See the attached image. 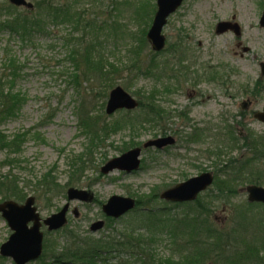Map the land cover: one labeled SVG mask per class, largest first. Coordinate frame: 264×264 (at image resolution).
Instances as JSON below:
<instances>
[{"label":"rangeland","instance_id":"1","mask_svg":"<svg viewBox=\"0 0 264 264\" xmlns=\"http://www.w3.org/2000/svg\"><path fill=\"white\" fill-rule=\"evenodd\" d=\"M7 1L0 0L1 18L34 17L41 30L25 40L9 29L0 31V85L7 84V89L24 97L20 110L0 123V132L5 141L25 134L21 147L10 149L1 144L0 175L17 179L25 194L19 203L33 196L42 219L70 205L62 228L49 231L42 224L44 254L29 264H55L54 254L46 255V249L58 248L62 253L66 246L76 247L78 239L121 243L127 233L136 238L154 237L150 238L154 244L122 247L116 243L90 257L92 260L76 257L64 263L188 264L189 256L179 254L172 245L183 236L174 239L169 228L177 223L175 216L199 210L210 218L205 228H222L239 240L227 248L228 253L233 248L242 252L246 243L258 244L256 222H264V204L248 201L245 187L249 183L217 173L216 164L220 163L215 151L222 147L226 152L222 164L230 158L251 156L243 137L264 134V124L253 117L264 106L260 66L264 62V27L259 23L264 0H184L162 29L166 41L160 51L152 48L147 37L157 0H54L84 10L83 19L99 26L83 28L84 21L74 22L75 34L71 24L56 26L45 22L43 14L30 16L35 0H29L34 3L32 11L4 7ZM219 21L237 22L241 34L233 29L217 32ZM78 36L92 52L94 64L86 66L91 75L103 68L101 61L112 66L106 76L89 82L82 79L76 88L69 83V76L79 71L70 58L73 45L68 43H75ZM10 58L17 66L13 71L6 67H10ZM109 83L124 87L141 100L140 105L107 114L108 96L103 98L101 93L109 95L115 87ZM246 100L251 104L243 109ZM84 112L101 122L100 140L94 137L92 142L84 133L85 121L78 117ZM165 135L173 136L176 143L161 150L143 147L147 140ZM137 147L142 148L140 169L101 172L108 161ZM253 161L259 169L264 168L261 158ZM203 172H211L214 182L193 201L161 198L168 188ZM45 179L56 181L58 191L45 192ZM71 187L89 191L93 200H69ZM113 195L144 200L145 205L120 218L108 217L102 205ZM4 201L0 196V203ZM99 220H104V227L92 230ZM12 233L0 213V247ZM259 253L261 260L247 264H264V248ZM0 264L15 262L0 252Z\"/></svg>","mask_w":264,"mask_h":264},{"label":"trees","instance_id":"2","mask_svg":"<svg viewBox=\"0 0 264 264\" xmlns=\"http://www.w3.org/2000/svg\"><path fill=\"white\" fill-rule=\"evenodd\" d=\"M79 1V0H76ZM8 6L9 8H17L9 2H5L4 7ZM32 11V10H29ZM38 14L45 15V22L60 26L71 24L74 22H78L75 24H81L83 21L85 26H89L88 28H97L99 27L94 21H89L87 19H83V15L85 14L84 10H73L67 6L66 3L59 4L54 0H35V11L33 15L35 16ZM40 22L35 19L34 17L27 18V16L22 15V17H17L14 19L10 18H1L0 17V31H4L9 29L12 33L16 34L22 40L29 38L34 33L39 32ZM45 25H47L45 23ZM73 26V25H72ZM73 34H75V27L73 26ZM76 40L75 43H68L72 44L73 47L71 49V56L70 58L73 60L75 68L79 72H74V75L71 77L69 76V83H72L79 88L82 84V79L85 81H90L96 79V77H103L106 76L110 71V66L112 64L105 61H101L102 63L99 64L103 68L97 74L91 75V72L88 69V65L94 64L90 54L92 52L84 46V41L82 43V37H74ZM69 42V39H66V42ZM67 45V44H66ZM80 46V47H78ZM84 51L86 54L80 52ZM104 58V55L102 56ZM10 67L6 65L9 69H16V64L14 58H10ZM81 68V69H80ZM12 70V71H13ZM14 75V73L12 74ZM114 83V82H112ZM109 83V85H113ZM114 84L113 86H115ZM112 86V87H113ZM18 96H22L20 94L13 93V91L7 89V84L0 85V123L5 122L9 117L15 115L21 108V103H24V97L22 96L19 98ZM25 96V95H24ZM90 94L86 95V97ZM101 96L106 98L108 95L107 93H101ZM141 102V100H140ZM91 114L82 113L78 115L82 123L86 124L85 134L86 136H90L92 142L94 141V137L97 140H100V136L102 135V131H99V124L100 121L97 122ZM92 134V135H91ZM232 134V132H231ZM230 136L235 137L234 134ZM251 133L246 134L243 137L244 143L247 144L250 149V153L257 155L256 157L252 158L251 156L247 157H240L239 159L230 158L227 161V164H222L221 157L226 155V152L222 151V147H218L215 151V155L219 159L220 164H216L217 173H223L225 176L235 179L238 182L242 183H255L259 185H264V168H258V165H254L253 159L261 158L264 161V134H257L254 137H250ZM25 139V134H21V137L17 135L12 141H5L4 136L0 132V148H2L1 144L7 148H14L15 146L21 147L23 141ZM236 139V138H234ZM5 141V144H4ZM19 143V144H18ZM6 145V146H5ZM234 146V145H233ZM231 146V147H233ZM217 162V163H218ZM72 166V165H71ZM230 170V171H229ZM228 178V179H230ZM52 180V181H51ZM46 180L42 182L44 191L50 193L49 191L53 189L54 191H58L57 182L53 179ZM222 180H218L220 185H222ZM46 182V185H45ZM53 182V183H52ZM52 183V184H51ZM245 183V184H246ZM19 182L17 179L11 178L9 174L0 175V196L1 199H14L16 201H23L25 198L24 192L20 190ZM50 193V194H51ZM138 205L143 206L145 205L144 200H138ZM189 205V204H188ZM209 211V210H208ZM152 213H155V210H151ZM246 216H244L245 218ZM148 218H152L150 214H148ZM178 218L177 223L174 224L169 231L174 239L183 236L181 240L173 242V249H175L179 254L182 252L185 253V257L189 256V259L186 261L188 264H204L206 262H215L219 264H247L252 260H261L262 256H260L261 250L264 248V222L258 220L256 222L258 230H260V236L258 239V244H250L246 243V249L240 252L237 248H233V252H229L227 250L228 247H231L233 241L237 240L236 237L232 238L231 233L226 232L222 228H205L204 224L209 222L210 218L208 214L202 210L198 212H194L193 215L184 214L182 216H175ZM262 222V223H259ZM125 235V240H119L120 242H115L113 239H109L106 243L102 242L98 239L92 240L91 242L77 240L75 242L76 247L66 246L67 248L63 252L59 253L58 248L53 250L46 249V255L53 253L54 254V263L55 264H63L65 259L76 258L78 260H88V258H93L95 255L101 253L102 251H108L110 249L108 245L119 244L123 247V244L128 246H152L154 237L143 238V236H133V233H127ZM133 236V237H131ZM199 237H204V240H200ZM234 239V240H233ZM155 240V239H154ZM239 241V240H237ZM243 243L245 244V240L243 239ZM108 248V249H107ZM141 248V247H140ZM55 252V253H54ZM90 258V260H92ZM53 262H47L46 264H52ZM45 264V263H43ZM65 264V263H64Z\"/></svg>","mask_w":264,"mask_h":264},{"label":"water","instance_id":"3","mask_svg":"<svg viewBox=\"0 0 264 264\" xmlns=\"http://www.w3.org/2000/svg\"><path fill=\"white\" fill-rule=\"evenodd\" d=\"M16 6L33 7V3L27 0H9ZM183 0H157L158 9L156 11L151 28L147 37L152 43L154 50L160 51L165 46L166 38L162 34V29L167 22L168 17L176 11L182 4ZM260 25L264 27V11L260 18ZM233 29L237 35L241 34L238 23L231 21H219L216 26L217 32H223ZM262 73L264 74V62L261 64ZM138 100L132 96L122 86L114 87L109 94L106 105L108 114L115 113L119 109H135L138 106ZM243 108H247L248 102L244 101ZM254 117L264 123V107L262 110L256 111ZM176 142L173 136L158 137L144 142L143 146L156 147L162 149ZM142 148L137 147L124 152L108 161L102 166L103 173H109L115 169L126 172H132L140 167V155ZM214 180V176L210 172H204L200 175L189 178L173 187L168 188L161 193V197L171 201H190L207 189ZM249 201L264 202V186L250 184L246 186ZM69 200L91 201L94 196L89 191L71 187L67 192ZM35 198L30 196L25 203L19 204L14 200H6L0 203V212L7 220L8 225L13 230L9 239L1 245L0 252L3 256L12 257L16 264H28L38 259L43 252V232L42 224L48 225L49 230H58L67 222V212L69 203L58 211L42 221L37 207L34 205ZM136 206L135 198L129 196L113 195L103 205V211L110 217H120L126 212L132 210ZM32 222V226L29 223ZM104 226V221L99 220L92 225V230L97 231ZM212 264V263H209Z\"/></svg>","mask_w":264,"mask_h":264}]
</instances>
